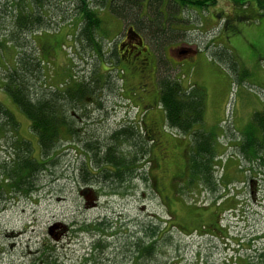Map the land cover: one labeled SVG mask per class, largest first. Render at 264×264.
Here are the masks:
<instances>
[{
    "label": "rangeland",
    "instance_id": "obj_1",
    "mask_svg": "<svg viewBox=\"0 0 264 264\" xmlns=\"http://www.w3.org/2000/svg\"><path fill=\"white\" fill-rule=\"evenodd\" d=\"M210 4L200 12L197 7L182 8L174 0L164 2L163 24L174 37H194V40L204 39L198 33L201 30L217 27L213 33L216 47L213 45L209 50L203 46L201 48L211 61L212 79L214 77L215 82L208 80L205 83L210 114L197 127H202L208 133L207 140L214 143V149L221 155L222 163H225L227 159L235 158L237 153L238 145L229 147V143L235 141L234 137H237L236 140L250 137L249 131L256 125L255 113L264 111V16L250 23L240 17L245 13L242 9L244 4H250L249 8L258 10L257 0H218L216 4ZM23 5L25 2L19 1V6ZM150 5L149 11L146 12L145 8L143 12L146 13V19L149 13L152 14L151 8L154 12V8L159 6V0H152ZM230 6L236 10L238 17L231 19L227 25L224 20H219V7L229 11ZM166 9L176 11L170 16ZM16 10L11 0H0V37L6 32L5 26L11 23L12 13ZM101 14L106 26L111 27L113 32L120 29L122 18L111 14L109 9ZM43 15L47 22H51L49 29H41L34 38L37 44L44 45L49 41L52 44L48 47V56L53 55L54 58H47L50 61L44 66L47 86H60L75 80L74 73H77L79 81L100 89L95 95L97 99L100 96L103 99L100 103L111 107L121 105L118 102L120 97L117 90L121 88L118 76L103 72L111 66L104 63L99 65L97 57L92 52H85L79 40V48L72 45L63 50L60 45L63 40L69 45L78 33L77 20L81 18L76 14L72 0L47 2ZM181 23L190 25L182 28ZM190 28L194 33L186 32ZM103 41L109 44L112 36ZM207 42H212V36ZM14 50L11 46L6 53L9 65L14 63ZM5 73L4 69L0 70V78ZM181 73L176 72V76L181 78ZM99 74L103 76V83L99 80ZM0 104L14 112L19 121L18 131H15L13 125L11 127L5 123L7 117L0 112V125L6 124L0 127V163L14 159V144L22 140L21 137L32 139V155L41 160V148L36 141L37 136L32 134L26 114L1 86ZM119 114L123 113H118L116 119L120 117ZM168 130L181 137L185 135L179 134L169 125ZM17 134L21 137L10 143ZM188 143L186 138H179V142H174L176 153L168 148L170 170L162 174L167 206L144 179H136L131 189L122 187L121 192L109 196L100 192V205L87 206L85 197L74 181L75 175L71 176L68 170L73 159H76L74 151L66 152L67 148L60 145L58 156L45 160L46 167L35 179L34 191H11L6 186L9 191L0 196V264H235L233 257L236 252L231 249L225 253L222 245L215 248L217 239L198 236L196 232L187 234L177 227H171L173 223L189 228L196 225L194 214L199 197L198 182L195 172H188L185 167ZM142 171L146 175L147 167ZM154 172L157 173L156 169ZM2 178L0 174V180ZM171 212L176 217L167 224ZM230 215L227 218L231 220L232 235L243 233V218ZM108 217L112 222L110 225L83 229L85 225L103 222ZM262 218L260 223L264 225V215ZM55 222H62L68 227L60 239H55L49 232ZM157 236L152 255L144 251V255L137 258L139 245L147 244ZM96 240L98 246L94 249ZM235 248L240 247L236 245ZM243 255L246 253L243 252Z\"/></svg>",
    "mask_w": 264,
    "mask_h": 264
},
{
    "label": "flooded vegetation",
    "instance_id": "obj_2",
    "mask_svg": "<svg viewBox=\"0 0 264 264\" xmlns=\"http://www.w3.org/2000/svg\"><path fill=\"white\" fill-rule=\"evenodd\" d=\"M115 39V47L107 53L124 74L123 88L117 90L121 105L101 104V96L89 104L71 98V104L60 106L67 110L66 114L55 118L69 130L66 136L59 137L58 143L67 145L66 152L73 150V160H77L68 167L69 174L75 175L86 205L92 207L100 205V192L109 196L121 192L122 187L131 189L136 179H144L164 197L162 174L170 170L168 148L176 153V144L165 127V107L160 104L164 90L161 78L168 72L174 55L182 62L181 58L190 53L181 46L170 47L168 38L157 44L137 25L125 26ZM238 140L240 153L228 159L221 172L217 171L222 163L219 157L198 154L195 232L217 239L215 248L222 245L225 253L235 251V264H264V225L260 223L264 215V138H258L259 152L248 146L253 138ZM122 143L130 146V152H121ZM145 166L146 175L142 171ZM230 214L243 218V233L232 235L231 220L227 218ZM101 221L100 224H112L109 217ZM67 230L62 222L51 227L55 239Z\"/></svg>",
    "mask_w": 264,
    "mask_h": 264
},
{
    "label": "trees",
    "instance_id": "obj_3",
    "mask_svg": "<svg viewBox=\"0 0 264 264\" xmlns=\"http://www.w3.org/2000/svg\"><path fill=\"white\" fill-rule=\"evenodd\" d=\"M11 1L17 10L12 13L11 23L5 26L6 32L0 37V48L2 49V52H0V70L4 69L7 72L0 78V86L10 93L11 98L30 120V128L32 129V134L37 135L36 141L40 145L42 157L41 160L34 158L32 155V142L29 139L23 138L19 134L14 135V140H11L10 143H14L15 139L19 137L22 140H17V143L14 144L16 145L14 148L16 153L14 159L0 163V174L3 176L2 180H0V196L9 191L6 188L7 185L11 191L18 190L31 193L35 190V179L46 167L45 160H51L52 156L56 157L57 153H59L57 138L60 136L62 129L61 124L56 122L55 118L57 115H64L67 112L66 109L60 108V106L71 104L68 98L73 96L72 92L74 90L77 92L80 90V93L77 95L76 92L74 97L82 99L86 94V88L87 90L88 88L90 90L95 89V86L83 82H77L72 89L70 87L53 89L47 86L44 63L46 64L50 61L47 59L51 57L48 56V47L52 44L50 41L47 44L45 42L44 45L37 44L34 36L41 29H48L50 26L51 22H47L43 14L46 3L51 2V0ZM19 1H24L25 5L19 6ZM146 1L148 0H72L74 10L81 18L79 22L82 23L77 39L81 42V46H84L85 52H92L99 61L106 62L108 59L104 52L102 41L104 37L106 39L109 38L110 31L103 25L105 18L100 15V12L105 9H109L111 14L122 18L125 22L139 26L157 44L166 41L169 37H174L167 32V28L163 24L162 5H164V1L159 0V6L153 7L154 12L151 8L152 14L147 16V19L142 14ZM151 1L149 0V5ZM174 1L182 8L190 6L199 9L209 6L210 2L216 3V0ZM257 2L261 9L259 12L253 8H245L243 9L245 13L240 17L249 21L252 19L256 21L258 17L264 16V0H257ZM166 10L170 15H173L176 11ZM236 17H238V13L235 11V15L227 20L228 23ZM60 45H64V40ZM11 46L15 48L13 54L14 63L9 65L6 53ZM115 75L120 78L124 77L119 71ZM161 81L164 90L162 91L160 103L165 107L170 125L178 127L185 134H192L199 147L205 153H211L210 147L206 145L208 133L204 129L197 127L199 123L204 121L205 100L203 93L200 91L201 89L195 88L193 94L188 95L182 85L173 79L167 71L162 76ZM0 112L7 117L5 123L10 124L11 127L13 125L12 128L18 131L19 121L14 112L2 104H0ZM254 124L256 125L249 131L250 138L254 140L253 142L250 141L248 146L255 148V150L251 151L259 152L260 142L258 138H264V111L255 113ZM3 125H0V127ZM0 134L2 133L0 132ZM257 134H260V137ZM198 154H200V151ZM195 160L193 165H195ZM174 226H178L187 234L195 231V227L189 228L186 225L173 224L171 227ZM154 233H156V230H154ZM157 240L158 236L156 239L149 240L147 244L139 245L137 258H141L144 255L142 254L144 251L152 255V250Z\"/></svg>",
    "mask_w": 264,
    "mask_h": 264
},
{
    "label": "crops",
    "instance_id": "obj_4",
    "mask_svg": "<svg viewBox=\"0 0 264 264\" xmlns=\"http://www.w3.org/2000/svg\"><path fill=\"white\" fill-rule=\"evenodd\" d=\"M189 32L194 33V30H189ZM184 43L188 45L187 47H191L190 44H193V41L185 40ZM193 48H196V47H193ZM193 52H195V56L192 60L190 61L183 60L182 62H180V65H179L180 72L185 71L184 73L185 75L181 76V80L186 85V87L200 86L201 88L206 89L205 83L208 80L210 82H215L214 81L215 78L212 79L213 74L211 73V70H212L211 64H210L211 61L205 52L200 53V51H197V50ZM197 64H199L198 67H197ZM203 74L205 75L204 77L202 76ZM208 114H210V109H209L208 100H207L205 118L206 116L208 117Z\"/></svg>",
    "mask_w": 264,
    "mask_h": 264
},
{
    "label": "bare ground",
    "instance_id": "obj_5",
    "mask_svg": "<svg viewBox=\"0 0 264 264\" xmlns=\"http://www.w3.org/2000/svg\"><path fill=\"white\" fill-rule=\"evenodd\" d=\"M65 125V124H64ZM71 128V127H70ZM86 145V144H85ZM91 147V146H90ZM87 148V147H86ZM15 175V174H14ZM13 177V176H12ZM8 178V177H7ZM15 178V177H14ZM16 179V178H15Z\"/></svg>",
    "mask_w": 264,
    "mask_h": 264
}]
</instances>
